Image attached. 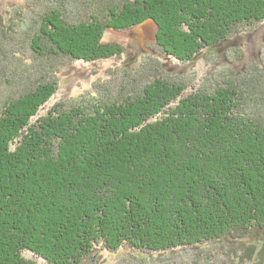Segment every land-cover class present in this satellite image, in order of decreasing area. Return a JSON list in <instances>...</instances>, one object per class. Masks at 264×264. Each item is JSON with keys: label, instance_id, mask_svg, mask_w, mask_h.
<instances>
[{"label": "trees", "instance_id": "1", "mask_svg": "<svg viewBox=\"0 0 264 264\" xmlns=\"http://www.w3.org/2000/svg\"><path fill=\"white\" fill-rule=\"evenodd\" d=\"M28 1L0 15V264L264 234V55L199 87L156 59L193 62L254 29L264 0ZM147 21L156 54L129 86L48 106L69 66L121 55L106 31Z\"/></svg>", "mask_w": 264, "mask_h": 264}, {"label": "rangeland", "instance_id": "2", "mask_svg": "<svg viewBox=\"0 0 264 264\" xmlns=\"http://www.w3.org/2000/svg\"><path fill=\"white\" fill-rule=\"evenodd\" d=\"M29 2L28 0H0V15L7 17L10 15L8 12H14L19 7L27 8ZM158 32V27L153 21L138 24L125 31H106L103 41L109 45L117 43L119 47L116 52H122L121 55L96 62L78 61L69 66L60 75L59 88L48 106L52 107L61 100H68L79 95L85 96L93 92L97 86L95 84L98 83H102L101 91L112 88L110 83L115 80L126 81L129 86V80L132 79L130 77L135 76L125 75L132 70L136 71L144 59L151 56L148 53L156 54L152 48L156 47L155 38ZM263 49L264 22L254 29L241 32L237 37L224 42L217 48L204 50L193 62L181 63L178 60L157 55L156 59L164 62V70L175 75V78H183L199 87L206 83L208 80L206 78L213 81L220 72L232 68L238 73L247 64L261 61L264 55ZM125 68L131 71H125ZM137 73L138 71L134 74ZM237 222L238 220L235 224ZM25 257L35 260L36 264H49L43 257L28 251ZM84 261L86 264H98L100 261H103V264H264V234L254 233L249 238L241 240H220L201 248H182L155 254L135 253L126 248L113 252L105 249V246H100Z\"/></svg>", "mask_w": 264, "mask_h": 264}]
</instances>
